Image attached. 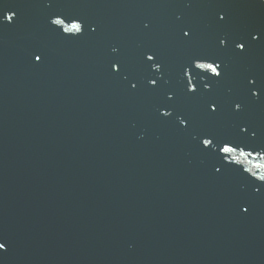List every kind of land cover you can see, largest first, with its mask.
Masks as SVG:
<instances>
[{
	"label": "water",
	"instance_id": "1",
	"mask_svg": "<svg viewBox=\"0 0 264 264\" xmlns=\"http://www.w3.org/2000/svg\"><path fill=\"white\" fill-rule=\"evenodd\" d=\"M0 245L264 264V0H0Z\"/></svg>",
	"mask_w": 264,
	"mask_h": 264
},
{
	"label": "snow or ice",
	"instance_id": "2",
	"mask_svg": "<svg viewBox=\"0 0 264 264\" xmlns=\"http://www.w3.org/2000/svg\"><path fill=\"white\" fill-rule=\"evenodd\" d=\"M75 27V26H74ZM0 247H2V245H0Z\"/></svg>",
	"mask_w": 264,
	"mask_h": 264
},
{
	"label": "clouds",
	"instance_id": "3",
	"mask_svg": "<svg viewBox=\"0 0 264 264\" xmlns=\"http://www.w3.org/2000/svg\"><path fill=\"white\" fill-rule=\"evenodd\" d=\"M2 247H3V245H2ZM2 247H0V248H2Z\"/></svg>",
	"mask_w": 264,
	"mask_h": 264
}]
</instances>
